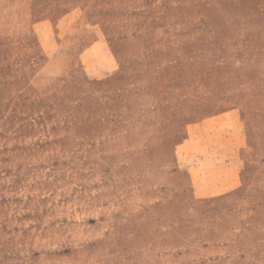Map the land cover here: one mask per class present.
<instances>
[{
    "label": "rangeland",
    "instance_id": "obj_1",
    "mask_svg": "<svg viewBox=\"0 0 264 264\" xmlns=\"http://www.w3.org/2000/svg\"><path fill=\"white\" fill-rule=\"evenodd\" d=\"M32 9L0 40V264H264V0Z\"/></svg>",
    "mask_w": 264,
    "mask_h": 264
},
{
    "label": "crops",
    "instance_id": "obj_2",
    "mask_svg": "<svg viewBox=\"0 0 264 264\" xmlns=\"http://www.w3.org/2000/svg\"><path fill=\"white\" fill-rule=\"evenodd\" d=\"M33 9L32 0H0V40L28 35L33 30ZM72 24L65 30V35L72 29ZM90 43L84 49L80 48L76 53L79 56L84 54L94 45ZM60 44L55 45L46 56L42 66L35 74L31 75L28 85L44 90L56 77L65 71L64 60L61 62ZM213 118L212 123L217 124L221 118Z\"/></svg>",
    "mask_w": 264,
    "mask_h": 264
}]
</instances>
